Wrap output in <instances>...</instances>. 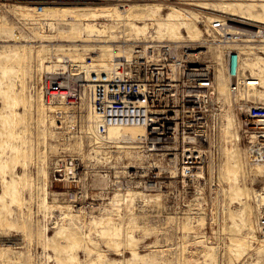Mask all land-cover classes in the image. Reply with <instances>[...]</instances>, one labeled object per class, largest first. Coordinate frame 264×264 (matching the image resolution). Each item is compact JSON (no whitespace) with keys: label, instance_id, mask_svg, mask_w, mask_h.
Segmentation results:
<instances>
[{"label":"rangeland","instance_id":"374dc122","mask_svg":"<svg viewBox=\"0 0 264 264\" xmlns=\"http://www.w3.org/2000/svg\"><path fill=\"white\" fill-rule=\"evenodd\" d=\"M169 1L0 0V264H264L256 202L264 167L250 166L235 130L225 155L221 145V159L187 182L152 175L159 162L117 142V132L109 142L88 129L56 132L54 107L43 106L39 83L52 66L79 62L95 71L146 41L194 48L190 56L214 65L224 96L222 49L210 24L261 29L264 2ZM90 25L109 38L86 37ZM233 43L245 72L264 82V42ZM254 95L264 98V89Z\"/></svg>","mask_w":264,"mask_h":264},{"label":"built area","instance_id":"2783aa9c","mask_svg":"<svg viewBox=\"0 0 264 264\" xmlns=\"http://www.w3.org/2000/svg\"><path fill=\"white\" fill-rule=\"evenodd\" d=\"M34 7L42 14L43 5ZM226 23L216 18L209 29L222 49L228 101L216 89L214 65L189 55L194 48L166 41L135 42L128 57H115L105 72L90 71L86 76L79 62L69 64L68 70L56 63L55 72H46L39 93L45 106H54L49 111L54 129L85 134L88 114L97 136L112 126H140L145 131L142 152L160 164L150 173L188 182L206 175L210 163L221 159L223 115L229 109L247 160L264 164V99L254 95L262 87L261 79L242 68L244 52L229 45L238 38L226 30ZM254 35L264 40V27L256 28ZM129 63L140 64L142 80L126 76ZM257 229L264 235V215Z\"/></svg>","mask_w":264,"mask_h":264},{"label":"bare ground","instance_id":"6f19581e","mask_svg":"<svg viewBox=\"0 0 264 264\" xmlns=\"http://www.w3.org/2000/svg\"><path fill=\"white\" fill-rule=\"evenodd\" d=\"M254 1H262V2H264V0H254ZM169 2L185 4L184 3L185 1H172L171 0ZM44 9H45V7L43 8V11H44ZM224 9H225V13H231V10H230L229 7H226L225 6ZM43 11H42V13H43ZM120 15L122 16V14H120ZM48 26H52V25H48ZM90 26H87V27L84 28L85 31H86V33H84V35L86 34L87 35V36L85 35L86 37L91 38V39H94V40H98V41L100 39H107V38H109V36H107L108 34H107L106 29H99V28H96L94 26H91V27ZM225 28L230 33H233V34L236 35L235 38H238V39H234V41H240L243 38H248L249 37L250 39H256V40H258L260 42H264V40H259V38H257L256 35H254V32L256 30L255 27L246 26V25L244 27V26H240V25H237V24H234V23L233 24H230V22H229V23H226ZM230 44H234V43H230ZM236 47H239V46H236ZM239 49H241V47H239ZM129 52L130 51H127L123 55L126 56V57H128ZM190 53H189V55H190ZM121 56H122V54H116L115 55V57H121ZM191 56H196V55H191ZM222 57H223V54H222ZM114 61H115V58H114ZM222 62H223V59H222ZM242 64H243V59H242ZM90 66H92V65H90ZM110 66H111V64L106 63V64H102V65H99V66L94 67V68H95V71H104L105 72V71H107L110 68ZM50 67H51V65H50ZM56 68H57L56 66H52L50 70H48V69L47 70H48L49 73H53V72H55ZM84 71H85L86 76H88V73L90 72L89 69H88V71L84 69ZM215 71L216 70H214V77H215V82H216V74H215ZM125 74L131 80H138V81H140V80L143 79L144 70L140 66V64H138V63H129V65L125 66ZM251 75L252 76H256V71H253V73ZM226 78H227V76L225 77V83H224V86L222 88L224 90H226V88L228 90V85H227L228 79H226ZM261 84H262V87L260 89L256 90V91H254V94L256 92H260V91H262L264 89V82H263L262 79H261ZM223 97L225 98L226 101H228V99H229L228 91H226V94ZM257 98L264 99V98L259 97V96H257ZM42 103H43V106L46 107L47 110L49 111L50 108L47 107L49 105L45 106L43 100H42ZM49 107H51V106H49ZM52 107H54V106H52ZM223 118H224V127L221 130V136H222V140H223L222 146H224L223 147L224 148L223 156H224L225 155V151L227 152V149H228V143H227L228 141H227V139H228V134L230 133V131L231 130L232 131L235 130V133L233 135H234V137H235V135L237 136L238 143H239V134H238V132L236 130V126H235V122H236L235 116H234V114L229 109L223 115ZM87 129L88 130H92L94 132V130H93V124L89 122V125L87 126ZM128 131H138V132H141V136H139L137 139L134 140L133 139V133L132 134H129L130 132H128ZM114 132H117L118 134L121 135V140H119L120 137L118 139H115L114 138L117 142L119 141L120 144H136V145H138L141 154L143 155V157H145V154L142 152V144H141L143 142L142 141V137L145 134L144 128H142L140 126H124V127L112 126V127H109L107 129L106 133L103 136H97V135H95V136L98 139L99 138L100 139L103 138L105 141H108L109 142L110 141L109 140L110 139V135L112 133L114 135ZM85 133H86V129H85ZM117 145H118L117 143H110V145H108V146L113 147V149H117L116 148ZM249 164H250L251 167H264V164H255V163H250V162H249ZM70 168H72V167H70ZM256 202H257L259 208L260 207H262V209L264 208V192L262 193V197L260 199L257 198Z\"/></svg>","mask_w":264,"mask_h":264}]
</instances>
